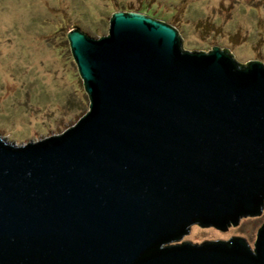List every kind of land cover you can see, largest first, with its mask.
<instances>
[{"label":"water","instance_id":"water-1","mask_svg":"<svg viewBox=\"0 0 264 264\" xmlns=\"http://www.w3.org/2000/svg\"><path fill=\"white\" fill-rule=\"evenodd\" d=\"M89 110L59 134L0 136V264H264L226 231L264 208V63L116 11L107 35L67 33Z\"/></svg>","mask_w":264,"mask_h":264},{"label":"rangeland","instance_id":"rangeland-1","mask_svg":"<svg viewBox=\"0 0 264 264\" xmlns=\"http://www.w3.org/2000/svg\"><path fill=\"white\" fill-rule=\"evenodd\" d=\"M142 0H0V136L21 144L59 134L89 110V96L72 56L67 33L78 27L107 35L122 4ZM163 20L174 26L183 50L221 47L245 66L264 63V0H158ZM112 4V5H111ZM152 2L150 3V5ZM264 223L241 217L226 231L193 224L180 242L202 243L242 236L251 247Z\"/></svg>","mask_w":264,"mask_h":264},{"label":"trees","instance_id":"trees-1","mask_svg":"<svg viewBox=\"0 0 264 264\" xmlns=\"http://www.w3.org/2000/svg\"><path fill=\"white\" fill-rule=\"evenodd\" d=\"M111 2H112V0H111ZM151 2H152V4L150 5ZM159 4H160V2L158 0H142L141 6L137 9L134 7L122 4V6L119 7L121 9H118L117 11H137V12H142V13H144L148 16L154 17V18L163 19V20H170L171 18H168L169 16H165V14H161L159 12L160 10H158V12H156L157 9L155 8V6H158Z\"/></svg>","mask_w":264,"mask_h":264}]
</instances>
